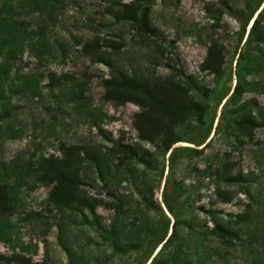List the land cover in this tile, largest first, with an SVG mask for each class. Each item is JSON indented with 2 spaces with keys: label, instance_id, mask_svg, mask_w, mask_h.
<instances>
[{
  "label": "rangeland",
  "instance_id": "rangeland-1",
  "mask_svg": "<svg viewBox=\"0 0 264 264\" xmlns=\"http://www.w3.org/2000/svg\"><path fill=\"white\" fill-rule=\"evenodd\" d=\"M0 183V264H264V0H0Z\"/></svg>",
  "mask_w": 264,
  "mask_h": 264
},
{
  "label": "trees",
  "instance_id": "trees-1",
  "mask_svg": "<svg viewBox=\"0 0 264 264\" xmlns=\"http://www.w3.org/2000/svg\"><path fill=\"white\" fill-rule=\"evenodd\" d=\"M256 21H257V18L254 20L252 24V28L254 27ZM142 27L144 31L149 32L146 12L143 14ZM223 60H224L223 48L216 43L212 44L210 48L208 49L207 58L204 63V69L210 70L212 72H218L223 64ZM134 86L138 87L136 84H134ZM236 90L237 88L234 89L233 94L236 92ZM150 97H153V94H151ZM151 103L152 105L156 106L157 109H161L156 101L154 102L151 101ZM140 132H141L142 137L145 138L146 133H142V129L140 130ZM168 148H170V145L168 146ZM8 210H9V205H8L7 186L3 183H0V214L6 213ZM172 233L173 232H171V235Z\"/></svg>",
  "mask_w": 264,
  "mask_h": 264
},
{
  "label": "bare ground",
  "instance_id": "bare-ground-1",
  "mask_svg": "<svg viewBox=\"0 0 264 264\" xmlns=\"http://www.w3.org/2000/svg\"><path fill=\"white\" fill-rule=\"evenodd\" d=\"M181 144H182V145H187V143H185V142H181ZM160 248H161V247L158 246L157 249L154 251V254H157V253L159 252ZM150 260H151V259H150ZM150 260H149V261H150ZM149 261H148L146 264H148Z\"/></svg>",
  "mask_w": 264,
  "mask_h": 264
}]
</instances>
